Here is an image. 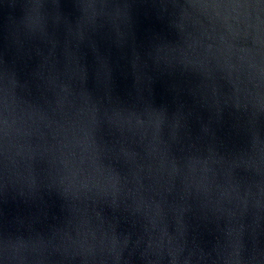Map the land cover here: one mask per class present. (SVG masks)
<instances>
[{"label":"water","instance_id":"95a60500","mask_svg":"<svg viewBox=\"0 0 264 264\" xmlns=\"http://www.w3.org/2000/svg\"><path fill=\"white\" fill-rule=\"evenodd\" d=\"M0 264H264V0H0Z\"/></svg>","mask_w":264,"mask_h":264}]
</instances>
